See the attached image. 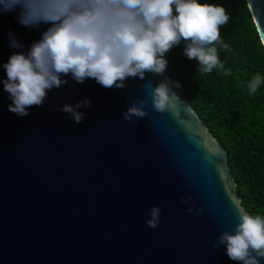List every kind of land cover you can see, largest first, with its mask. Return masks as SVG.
<instances>
[{
    "label": "water",
    "instance_id": "1",
    "mask_svg": "<svg viewBox=\"0 0 264 264\" xmlns=\"http://www.w3.org/2000/svg\"><path fill=\"white\" fill-rule=\"evenodd\" d=\"M246 3L264 47V0ZM46 27L0 14V64L18 51L9 31L27 49ZM161 80L176 95L163 111L150 95ZM126 83L67 78L25 116L8 110L0 85V264H236L213 247L246 212L226 150L166 72ZM85 97L80 122L59 110ZM141 100L145 115L125 120ZM152 205L156 228L145 223Z\"/></svg>",
    "mask_w": 264,
    "mask_h": 264
},
{
    "label": "clouds",
    "instance_id": "2",
    "mask_svg": "<svg viewBox=\"0 0 264 264\" xmlns=\"http://www.w3.org/2000/svg\"><path fill=\"white\" fill-rule=\"evenodd\" d=\"M9 12L24 27L47 25L27 49L11 31L7 36L9 47L18 51L0 64L5 73L0 85L11 101L8 110L19 116L27 115L34 105L41 106L48 93L66 84L67 78L125 88L129 79L144 80L148 72L161 74L167 69L166 54L181 43L183 55L195 60L200 71L223 67L212 46L221 38L220 26L229 21L219 4L202 0H0V14ZM172 83L182 87L179 81ZM261 83L256 75L248 85L250 92H256ZM150 95L160 111L176 97L164 80L152 87ZM143 103L129 105L123 118L143 117ZM82 106L91 107V100L65 102L59 110L80 122ZM193 207L186 210L192 213ZM161 211L158 205L150 206L145 221L148 227H158ZM217 246L236 264H260L264 218L241 209L233 229L216 238L213 247Z\"/></svg>",
    "mask_w": 264,
    "mask_h": 264
},
{
    "label": "trees",
    "instance_id": "3",
    "mask_svg": "<svg viewBox=\"0 0 264 264\" xmlns=\"http://www.w3.org/2000/svg\"><path fill=\"white\" fill-rule=\"evenodd\" d=\"M224 6L229 21L214 42L223 67L202 72L182 52L183 43L167 54L166 73L227 152L235 194L244 210L264 218V47L246 0H202ZM260 75L261 85H248Z\"/></svg>",
    "mask_w": 264,
    "mask_h": 264
}]
</instances>
